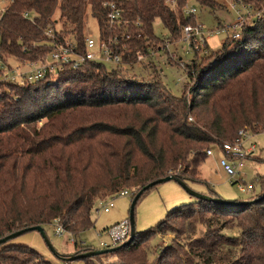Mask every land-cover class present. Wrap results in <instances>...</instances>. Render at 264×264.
Wrapping results in <instances>:
<instances>
[{
	"label": "trees",
	"instance_id": "1",
	"mask_svg": "<svg viewBox=\"0 0 264 264\" xmlns=\"http://www.w3.org/2000/svg\"><path fill=\"white\" fill-rule=\"evenodd\" d=\"M5 1L0 77L17 62L44 61L69 44L84 54L89 18L113 49L118 41L130 66L164 42L177 43L186 26L199 24L195 14L185 15L187 0ZM111 1L121 12L117 27L108 21ZM196 1L212 11L217 5L216 0ZM157 20L169 38L156 36ZM207 49V55L195 56L207 58L208 44ZM106 66L88 61L35 82H0V240L55 221L77 238L95 226L92 212L99 203L123 190L135 197L168 176L189 187L203 185V194L220 198L199 177L207 150L235 142L241 130L264 133V18L246 23L238 39L228 37L207 61L188 69L189 96L186 90L180 97L172 95L157 79L161 70L155 62L143 68L152 81L126 78L129 67ZM250 184L254 195L255 184ZM234 202L195 199L178 206L155 228L136 232L131 244L109 255L119 264H150L143 245L183 222L178 234L187 237L202 224L205 237L191 242L189 251L166 249L155 264H264V187L245 201L249 204ZM229 220L238 222L239 237L224 233ZM75 249L74 255L96 250L79 242ZM102 257L84 261L100 264ZM0 264L52 262L32 247L10 241L0 246Z\"/></svg>",
	"mask_w": 264,
	"mask_h": 264
},
{
	"label": "rangeland",
	"instance_id": "2",
	"mask_svg": "<svg viewBox=\"0 0 264 264\" xmlns=\"http://www.w3.org/2000/svg\"><path fill=\"white\" fill-rule=\"evenodd\" d=\"M217 5L214 11L209 8H204L196 0H187V6L189 8H195L196 14L195 18L197 23L205 27L207 31H215L219 26L223 24H233L235 22V14L228 9V4L230 1L236 3H243V5H252L256 11H264V0H216ZM8 2L5 0H0V11L8 6ZM154 30L156 36L165 40L169 38V33L165 30L162 23L157 20L154 24ZM87 33L94 39L99 38V25L93 19L89 18ZM182 37V36H181ZM220 42H223L219 50L222 48L224 41L228 38L226 34H220L217 36ZM161 45V44H160ZM156 47V50L160 47ZM172 52L176 54L182 62L186 64V69L178 65L177 62H167V56L164 52H161L160 61L158 66L161 70V76L156 75L157 79H162L163 85L166 89L174 96H182L184 90H186V95L189 96V89L192 84L188 77V69L195 65L201 64L203 60L207 61L214 50H210V56L196 57L194 52H187L186 43L182 41V38L174 43L172 46ZM146 64L148 62H145ZM144 64H140L139 61L129 67V70L125 72L126 78H145V80L152 81L149 79V70H144ZM108 70H113L115 67L111 64H106ZM151 73V72H150ZM4 73H2L3 75ZM1 90H4L2 88ZM7 90V89H6ZM10 92V90H9ZM42 125V124H41ZM40 125V126H41ZM251 145L256 146V150L251 157L245 160L246 167L243 171V180L247 183H254L256 190L254 195L261 194L264 187V133L260 134H250V138L246 142V146ZM220 155L218 151H215L213 157H208L204 164L200 167L201 179L206 180L209 186L214 190L220 198L225 201H242L245 202L249 200L252 196L251 193H242L239 191L237 184L231 182L229 176H227L223 170L220 168L219 164L215 163V159L219 161ZM191 188L200 193H207V187L203 185H191ZM191 199V200H189ZM132 197H120L118 196L114 200V207L109 213H104L102 210L104 206L109 203L101 202L99 203L94 211L92 212V219L94 222V227L87 232L81 234L79 237L74 238L68 234L59 236L56 234L57 224L54 222L49 226L44 228L47 239L50 246L43 239L39 232H29L24 234L17 239L13 240L15 244L27 245L32 247L41 253L46 260L52 262V264H87L84 260H77L73 262H65L61 257H71L74 256L76 251L75 244L71 243L72 238L76 242L83 243L84 245L93 247L96 250H106L101 247L102 243H107L111 245L108 234H106V229L110 228L118 223L125 220H130V210L132 205ZM195 198H192L187 191L174 181H170L164 184H160L147 194H145L141 200L137 203L135 208V228L136 232L141 233L151 228H155L162 220L167 216V213L183 204H189L193 202ZM183 222H176L172 227L171 231L166 234H158L156 237L151 238L149 242L143 245L144 251L147 254L148 262L150 264H155L158 258L161 256L166 249L174 247L175 249H183L189 251V244L191 242L197 241L205 237L207 233V228L202 224L197 225L194 234L187 233V237L190 240H185L184 236L178 234V231L183 230ZM227 230L224 231L226 235L239 237L241 230L238 227V222L236 220H229L226 223ZM111 247L109 249H112ZM100 264H119L118 259L114 255H104L101 259L97 260Z\"/></svg>",
	"mask_w": 264,
	"mask_h": 264
},
{
	"label": "built area",
	"instance_id": "3",
	"mask_svg": "<svg viewBox=\"0 0 264 264\" xmlns=\"http://www.w3.org/2000/svg\"><path fill=\"white\" fill-rule=\"evenodd\" d=\"M173 4L174 2H172V5ZM107 5L109 7L108 21L112 27H117L121 24V12L117 8L115 1H111ZM228 9L229 11L233 12L236 17L233 24H223L215 31H207L201 24L195 26L188 25L183 29L182 41L186 43L187 52L207 55L209 53V50L207 49L209 37L226 34L228 37L238 39L241 36L242 30L246 23L264 18V11H256L254 7L249 4L243 5V3L239 4L234 1H230L228 4ZM183 11L187 16L194 15L197 12L195 8H189L187 5H185ZM51 34L52 32L49 29L48 36L50 37ZM173 45L174 44H171L169 41L164 42L160 45L157 51H151L148 57L145 55H140L138 57V61L140 64H144L145 62L159 63L158 60L162 58L160 53L164 52L165 56H167V62H177L178 65H181L182 68L186 69V64L182 62V59L178 60L176 54L172 52L171 49ZM84 47V54H79L77 52L78 45L73 43L50 54L44 61L25 63L17 62L11 70H8L3 75H1L0 82H35L44 79L47 74H57L66 65H72L74 69H77L83 63L88 61L111 64L115 68L122 67L127 69V67H130V64L127 65L122 59V55L120 54L119 50L120 48L118 47V41L115 48L113 49L109 44H107V42H105L104 39H101L100 35L97 40L92 36L87 35L85 38ZM250 134L251 133L246 130H241L238 133V138L235 142L224 143L220 147H211L206 152L208 157H213L215 151H218L220 155L218 161L220 168L227 176L233 179L231 182L237 184L239 191L242 193H250L253 190L252 185L247 184L243 180V171L246 167L245 160L251 157L256 150L255 145H251L249 147L246 146V142L250 138ZM118 196L132 197V199L134 198V194L128 190H123L117 194H114L108 198L109 203H107L102 210L104 213H109L111 211V209L114 207V200ZM55 223L57 224L56 234L59 236L66 235L67 233L59 224V222L55 221ZM106 234L109 236L111 245L102 243L101 247L104 249L125 244L131 237L130 220H125L110 228H107ZM71 241L73 244L76 243L74 238H72Z\"/></svg>",
	"mask_w": 264,
	"mask_h": 264
},
{
	"label": "water",
	"instance_id": "4",
	"mask_svg": "<svg viewBox=\"0 0 264 264\" xmlns=\"http://www.w3.org/2000/svg\"><path fill=\"white\" fill-rule=\"evenodd\" d=\"M170 181H174V182L178 183L180 186H182L187 191V193L192 198H195L197 200L207 201V202H211V203H215V204H223V205L237 204L236 202L225 201L219 197L214 198V197H210L209 195L197 192V191L193 190L191 187H189L185 182L180 180L177 176H168L166 178H162V179H159L157 181H154V182L148 184L146 187H144V189L139 191L136 194V196L134 197V199L132 201V205H131V210H130L131 237L125 244L114 247L112 249L94 250L91 252H87V253H83V254H79V255H74L71 257H61V259H63L65 262L69 263V262H73V261H77V260H85L87 258H94L97 256L109 255L111 253L117 252L119 249L125 247L126 245L131 244L135 240V237H136V228H135V220L134 219H135V208H136L138 201L140 200V198L143 196V194L146 191H148L154 187H157L160 184H164V183H167ZM260 200H262V199H257L254 202H258ZM254 202H250V204H252ZM240 204L245 205V204H249V202H240ZM34 231L39 232L42 235L43 239L46 241V243L50 246L49 241H48L47 236H46V233H45V230L41 226L26 228V229L20 230L16 233H13L11 235H8L7 237L0 240V246L4 245L10 241L15 240L24 234H27L29 232H34ZM50 248H51V246H50ZM52 251H53V249H52Z\"/></svg>",
	"mask_w": 264,
	"mask_h": 264
},
{
	"label": "crops",
	"instance_id": "5",
	"mask_svg": "<svg viewBox=\"0 0 264 264\" xmlns=\"http://www.w3.org/2000/svg\"><path fill=\"white\" fill-rule=\"evenodd\" d=\"M222 43L223 42H220L218 40V37L217 36H211L208 39V45H209V47H210L211 50H216V49L220 48V46H221ZM158 62H160V61H158ZM215 163L216 164L218 163V160L217 159H215ZM189 200H191V199H189Z\"/></svg>",
	"mask_w": 264,
	"mask_h": 264
}]
</instances>
